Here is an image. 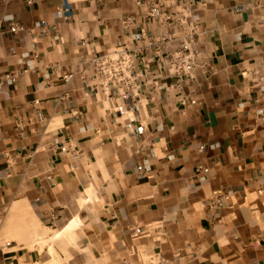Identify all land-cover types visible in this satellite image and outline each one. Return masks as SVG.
Here are the masks:
<instances>
[{
    "label": "crops",
    "instance_id": "1",
    "mask_svg": "<svg viewBox=\"0 0 264 264\" xmlns=\"http://www.w3.org/2000/svg\"><path fill=\"white\" fill-rule=\"evenodd\" d=\"M68 1L0 0V81L17 75L0 82L1 264H264V0H151L195 17V67L177 94L176 40L146 46L125 99L84 59L167 29L146 0Z\"/></svg>",
    "mask_w": 264,
    "mask_h": 264
},
{
    "label": "built area",
    "instance_id": "2",
    "mask_svg": "<svg viewBox=\"0 0 264 264\" xmlns=\"http://www.w3.org/2000/svg\"><path fill=\"white\" fill-rule=\"evenodd\" d=\"M28 3L32 0H26ZM148 6L147 15L161 21L162 25L167 29V33L157 38L143 37L141 34H135L133 41L129 43L119 44L102 53H93L85 62L90 65L93 74L91 85L98 89L103 97L110 98L114 94H119L122 98H127L130 94H134L140 90V72L139 66L146 46L158 51L165 42L176 40L175 47H171L163 57L168 64L169 74L173 78L171 88L177 94H182L185 84L192 78V71L195 67L194 56V35L196 32L197 21L195 17L188 14H180L175 16L173 13H167L160 9L158 4L151 0H146ZM66 17H71L72 6L68 0L58 6ZM45 20H40L34 27L44 29ZM54 28V26H52ZM27 27L21 22H12L9 26L10 33L19 31H30L33 29ZM177 34V35H176ZM172 38V39H171ZM146 40V43H141ZM15 73H6L2 76L1 81L13 82L16 79ZM74 76V72L64 75L65 81L69 82ZM181 104L188 103L185 96L181 98ZM194 102V100H191ZM203 147V146H201ZM65 146H60L59 150H65ZM140 169L141 166H138ZM207 170L206 167L201 168ZM261 192V190H259ZM10 240L5 241L4 246H9ZM2 258L0 257V264ZM141 264H182L177 255L164 256L159 252L150 254Z\"/></svg>",
    "mask_w": 264,
    "mask_h": 264
}]
</instances>
